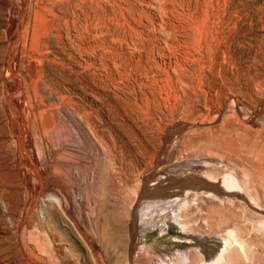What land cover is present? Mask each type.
Masks as SVG:
<instances>
[{"label":"rangeland","instance_id":"1","mask_svg":"<svg viewBox=\"0 0 264 264\" xmlns=\"http://www.w3.org/2000/svg\"><path fill=\"white\" fill-rule=\"evenodd\" d=\"M67 1L0 0V264H203L180 253L211 258L228 228L249 244L229 264H264V0ZM185 162L246 194L199 189L182 217L183 196L133 221L131 198L178 192L167 173Z\"/></svg>","mask_w":264,"mask_h":264},{"label":"bare ground","instance_id":"2","mask_svg":"<svg viewBox=\"0 0 264 264\" xmlns=\"http://www.w3.org/2000/svg\"><path fill=\"white\" fill-rule=\"evenodd\" d=\"M25 1V0H24ZM58 1V0H57ZM64 1H67V0H64ZM76 2V0H73V2ZM80 1V0H79ZM97 1H99V0H97ZM122 1H124V0H122ZM126 1V0H125ZM130 1V0H129ZM137 1V0H136ZM144 1H146V0H144ZM144 1H143V3H144ZM167 1V0H166ZM165 0H160V2L161 3H163V2H166ZM169 1V0H168ZM168 1H167V3H168ZM173 1V0H172ZM175 1V0H174ZM183 1V0H182ZM36 2H37V0H36ZM61 2H63V1H61ZM68 2V1H67ZM78 2V1H77ZM77 2L74 4L73 3V5L75 6L76 4H77ZM91 2V1H90ZM100 2V1H99ZM101 2H103V1H101ZM104 2H105V0H104ZM103 2V3H104ZM115 2H117V1H115ZM128 2V1H127ZM138 2H140L139 0H138ZM149 2H151V0L149 1ZM153 2V1H152ZM155 2H157V0H155ZM160 2H157V3H159V5H161L160 4ZM170 2H171V0H170ZM170 2L168 3L169 5H170ZM176 2V1H175ZM187 2V0L185 1V3ZM211 2V1H210ZM17 3V2H16ZM25 3V2H24ZM32 3V2H31ZM66 3V2H65ZM81 3V2H80ZM79 3V5H81ZM98 3V2H97ZM96 3V5L98 6V4L99 5H103V3L102 4H100V3H98L97 4ZM118 4L120 3V0H119V2H117ZM116 3V4H117ZM126 3V2H125ZM124 3V4H125ZM141 3H142V1H141ZM142 3V4H143ZM146 3H148V2H146ZM172 3V2H171ZM183 4H184V2H182ZM38 5H39V1H38V3H37ZM36 4V5H37ZM40 4H41V2H40ZM51 4V3H50ZM56 4V3H55ZM62 4H64V3H62ZM68 4H69V2H68ZM84 4H87L88 5V3H83L82 5L84 6ZM105 5H106V2L104 3ZM120 4H122V3H120ZM128 4H130V2H128ZM133 4V3H132ZM132 4H131V6H132ZM140 4V3H139ZM145 4V3H144ZM149 4V3H148ZM154 4V3H153ZM53 5H54V3H53ZM66 5V4H65ZM71 5V4H70ZM70 5H68L69 7H67L68 9L69 8H72V7H70ZM78 5V6H79ZM81 5V6H82ZM86 5V6H87ZM123 5V4H122ZM147 5V4H146ZM155 5V4H154ZM154 5H152L153 7H154ZM164 5V4H163ZM168 5V6H169ZM174 5H175V3H174ZM177 5V4H176ZM187 5V4H186ZM192 5V4H191ZM210 5V4H209ZM212 5V4H211ZM32 6H33V4H32ZM50 7H52L51 5H49ZM77 5L75 6V7H78ZM82 6V7H83ZM91 7L93 6V4L92 5H90ZM135 7L137 6V5H134ZM149 6H151V4H149ZM156 7H158L157 5H155ZM182 6V5H181ZM188 6V5H187ZM196 6V5H195ZM199 6V5H198ZM26 7V6H25ZM30 7V6H29ZM47 7V6H46ZM53 7H55V6H53ZM53 7H52V9H53ZM58 7H59V5H58ZM63 7H66V6H63ZM88 7V6H87ZM94 8L96 7V6H93ZM103 7H104V5H103ZM125 7V9H126V6L124 5L123 7H122V10H123V8ZM134 7V8H135ZM155 7V8H156ZM160 7H163V6H160ZM160 7H159V9H160ZM166 6L164 5V9H166L167 10V8H165ZM177 7V6H176ZM197 7V6H196ZM39 8H41V7H39ZM61 8V11H64L63 9H62V7H60ZM60 8H59V10H60ZM74 8V7H73ZM89 8V7H88ZM98 8V7H97ZM107 8H108V6H107ZM137 8V7H136ZM163 8H161V12L162 13H166V14H170V12L167 10V12H166V10H164V11H162L163 10ZM170 8H172L173 9V7H170ZM189 8V7H188ZM199 8V7H198ZM43 9V8H42ZM56 9H58L57 7H56ZM78 9V8H77ZM91 9H93V8H91ZM91 9H90V11H91ZM96 9V8H95ZM102 9V10H101ZM110 9V8H109ZM131 9H132V7H131ZM130 8L128 9L127 8V11H131L132 12V10H131ZM169 9V8H168ZM172 9H169V10H171L172 11ZM174 9H175V7H174ZM178 9V8H177ZM177 9H175L176 11H177ZM182 9H184V8H182ZM204 9V8H203ZM46 10H48V9H46ZM54 10V9H53ZM69 10H71V9H69ZM80 10L81 9H79L78 11L80 12ZM89 10V9H88ZM100 10L103 12V8H101L100 7ZM138 10V9H137ZM156 10H157V8H156ZM186 10V9H185ZM189 10V9H188ZM194 10V9H193ZM208 10H210V9H208ZM39 12H41L40 10H38ZM51 11V10H50ZM49 11V12H50ZM61 11H58V12H61ZM66 11V10H65ZM82 11V10H81ZM89 11V12H90ZM95 10L93 9V11L92 12H94ZM100 11V12H101ZM104 11H106V10H104ZM108 11V10H107ZM106 11V12H107ZM126 11V12H127ZM136 12V10L134 9L133 10V12ZM142 11V10H141ZM147 11V10H146ZM146 11H145V13H146ZM192 11V10H191ZM202 11V10H201ZM37 12V11H36ZM36 12H35V14H36ZM47 12V11H46ZM79 12H78V14H79ZM86 12H88V11H86ZM86 12H83V13H86ZM89 12H88V16L89 15H92V14H89ZM98 12V11H97ZM102 12L100 13V15L102 14ZM126 12L124 13V14H126ZM133 12H132V14H133ZM138 12V11H137ZM144 12V11H143ZM154 12H156V11H154ZM172 12H174L175 13V11H172ZM171 12V13H172ZM180 12H182V11H180ZM24 13V12H23ZM73 13V12H72ZM95 13V12H94ZM148 13V12H147ZM161 13V14H162ZM178 13V12H177ZM183 13V12H182ZM194 13V12H193ZM199 13V12H198ZM39 14H41V13H38V14H36V16L38 15L39 16ZM42 14H44V13H42ZM50 14V13H49ZM52 14V13H51ZM54 14V16L56 17V16H58V15H55V13H53ZM52 14V15H53ZM77 14V15H78ZM96 14V16H98L99 14H97V13H95ZM95 14H94V20L95 19H97L98 17H95ZM105 14V13H104ZM107 14H109L108 12H107ZM123 14V15H124ZM128 14V13H127ZM135 14V13H134ZM139 14V13H138ZM168 14V15H169ZM190 14V13H189ZM197 14V13H196ZM202 14V13H201ZM48 15V14H47ZM47 15H46V17H47ZM68 14H66V15H64V17H62V18H65L66 16H67ZM76 15V16H77ZM103 15V14H102ZM141 15V14H140ZM144 15H146V14H144ZM148 15V14H147ZM164 15V14H163ZM175 15H177V14H175ZM188 15V14H187ZM37 16V17H38ZM41 16H44V15H41ZM61 16H63L62 15V12H61ZM74 16H75V14H74ZM74 16H73V18H74ZM111 16V15H110ZM113 16V15H112ZM137 15H133V19L134 20H139V19H135L134 17H136ZM170 16V15H169ZM178 16V15H177ZM184 16H185V14H184ZM207 16V15H206ZM45 17V16H44ZM43 17V18H44ZM68 17V16H67ZM66 17V18H67ZM84 17L85 18H87V16H85V14H84ZM124 17V16H123ZM128 17H130V15L128 16ZM148 17V16H147ZM186 17V16H185ZM189 17V16H188ZM191 17H192V15H191ZM194 17V16H193ZM201 17V16H200ZM41 18V17H40ZM51 18V17H50ZM62 18H61V21H62ZM70 18V17H69ZM75 18H77V17H75ZM89 19H90V17H88ZM91 18H92V16H91ZM100 18H102V17H100ZM100 18H98L99 20H101ZM167 18V17H166ZM208 18V17H207ZM210 18V17H209ZM46 19V18H45ZM80 18L78 17V19L77 20H79ZM104 19H106V22H107V19H109V18H107V17H104ZM196 19V18H195ZM198 19H199V17H198ZM47 20V19H46ZM60 20V19H59ZM65 20H68V19H65ZM76 20V21H77ZM80 20H83V19H80ZM84 20H86V22H87V19H84ZM93 20V21H94ZM103 20V19H102ZM101 20V21H102ZM121 20V19H120ZM125 20H128V18L127 19H125ZM130 20V19H129ZM163 20V19H162ZM174 20V19H173ZM172 20V21H173ZM183 20H184V18H183ZM206 20H208V19H206ZM60 21V22H61ZM74 21V20H73ZM76 21H75V24H76ZM97 20H95V22H96ZM131 21V20H130ZM129 21V22H130ZM140 21V20H139ZM164 21V20H163ZM171 21V22H172ZM66 22V21H65ZM78 23H79V21H77ZM82 22H84V21H82ZM95 22H92V23H95ZM98 22V21H97ZM96 22V23H97ZM100 22V21H99ZM104 23H105V21H103ZM116 22H118V21H116ZM127 22V21H126ZM175 22V21H174ZM202 22V21H201ZM54 23V22H53ZM69 23H71V22H68L67 23V26H68V24ZM78 23H77V25H78ZM92 23H90V24H92ZM100 23H102V22H100ZM99 23V24H100ZM131 23H132V21H131ZM161 23H162V21H161ZM169 23V22H168ZM167 23V24H168ZM65 24V23H64ZM80 24V23H79ZM87 24V26L85 25V29H87L86 27H88V24L89 23H86ZM89 24V26H91ZM129 24V23H128ZM178 24V23H177ZM56 25H58V26H61V25H63V24H56ZM66 25V24H65ZM64 25V26H65ZM83 25V24H82ZM81 25V26H82ZM96 25L97 24H95V27H96ZM102 25V24H101ZM98 26L97 25V27L96 28H102V26ZM132 25V24H131ZM165 25H166V21H165ZM171 25V24H170ZM175 26H176V24H174ZM173 25V26H174ZM182 25V24H181ZM64 26L62 27V28H64ZM93 27H94V25H92ZM91 26V27H92ZM104 26H105V24H104ZM109 26V25H108ZM107 25H106V27H105V29L108 27ZM119 26V25H118ZM71 28H72V26H70ZM74 27V26H73ZM77 27V26H76ZM76 27H74L75 28V30H76ZM78 27H79V25H78ZM83 28H84V25L82 26ZM92 27V28H93ZM129 27L131 28V26L129 25ZM136 27V26H135ZM155 27V26H154ZM166 27V26H165ZM181 27V26H180ZM73 28V29H74ZM99 28H98V30H99ZM182 28V27H181ZM55 29V28H54ZM82 29V28H81ZM95 29V28H94ZM103 29H104V27H103ZM105 29H104V31H105ZM132 29H134L135 30V28H134V26L132 25V28H131V30ZM137 29V28H136ZM141 29V28H140ZM56 30H57V28H56ZM59 30V29H58ZM57 30V32H60V30L58 31ZM62 30V29H61ZM67 30V29H66ZM69 30V29H68ZM71 30V29H70ZM97 30V31H98ZM101 30V33H102V29H100ZM99 30V31H100ZM108 30H112V29H110L109 27H108ZM107 30V31H108ZM147 30V29H146ZM160 30V29H159ZM166 30V29H165ZM65 31V30H64ZM86 32L88 31V30H85ZM92 31H94L93 29H92ZM91 31V32H92ZM133 31V30H132ZM137 31H138V29H137ZM137 31H135V33H137ZM77 32V31H76ZM80 32H81V30H80ZM80 32H79V34H80ZM116 32V31H115ZM119 32V31H118ZM140 32V30L138 31V33ZM142 32V31H141ZM173 32H174V30H173ZM61 33V32H60ZM60 33H58L59 35H61ZM68 33V32H67ZM66 33V34H67ZM78 33V32H77ZM84 30H83V35H84ZM94 33H95V31H94ZM94 33H92V34H94ZM97 33V32H96ZM104 33V32H103ZM102 33V34H103ZM106 33V32H105ZM104 33V34H105ZM121 33V32H120ZM169 33H170V31H169ZM69 34H70V32H69ZM69 34H67L68 35V37H70L69 36ZM71 34H72V31H71ZM88 34L89 35H91L90 34V32H88ZM102 34H101V36H102ZM107 34V33H106ZM119 34V33H118ZM57 35V34H56ZM58 35V36H59ZM63 35V34H62ZM73 35V34H72ZM82 35V33L80 34V36ZM82 35V36H83ZM100 35V33L99 34H97V36H99ZM122 35V34H121ZM136 35V34H135ZM139 35V34H138ZM168 35V34H167ZM52 36V35H51ZM76 36V35H75ZM80 36H76V37H79L78 39H79V41L81 40V39H83V38H80ZM94 36V35H93ZM105 36V35H104ZM141 36V35H140ZM165 36V35H164ZM169 36V35H168ZM61 37V36H60ZM67 37V36H66ZM84 37V36H83ZM87 36L85 35V38H86ZM95 37V36H94ZM103 37V36H102ZM90 38V37H89ZM70 39V38H69ZM71 39H72V36H71ZM76 39V38H75ZM88 38H86V40H87ZM101 39V38H100ZM104 39H107L106 38V36L103 38V40ZM167 39V38H166ZM84 40V39H83ZM81 41V42H84V41ZM73 41V40H72ZM107 41V40H106ZM165 41V40H164ZM173 41V40H172ZM78 42V41H77ZM80 42V43H81ZM86 42V41H85ZM101 42V41H100ZM90 43V42H89ZM98 43V42H97ZM102 43V42H101ZM77 44H79V43H77ZM83 44V43H82ZM80 45L81 47L83 46H85L86 47V45ZM86 44V43H85ZM87 44H88V42H87ZM99 44V43H98ZM103 44H106V43H104L103 42ZM94 45V44H93ZM97 45V44H96ZM102 46V45H101ZM105 46V45H104ZM107 47V46H106ZM103 48V47H102ZM79 49V48H78ZM87 49V48H86ZM123 60V59H122ZM146 69V68H145ZM18 75V74H17ZM34 79V78H33ZM22 80V79H21ZM27 81V80H26ZM7 83V82H6ZM22 83H23V81H22ZM10 84V83H9ZM12 84V83H11ZM26 84H28V83H26ZM35 84V83H34ZM55 84V83H54ZM4 85V84H3ZM6 85H8V84H6ZM18 85V84H17ZM39 85H40V83H39ZM0 86H2V85H0ZM5 86V85H4ZM23 86V85H22ZM22 86L20 87V90L22 89ZM28 86V85H27ZM31 86H32V84H31ZM6 87H8V86H6ZM12 87H14V85L12 86ZM11 87V88H12ZM17 87V86H16ZM18 87H19V85H18ZM2 88V87H1ZM15 88V87H14ZM38 88H39V86H38ZM4 89H6V88H4ZM16 89V88H15ZM34 89V88H33ZM40 89V88H39ZM8 90V89H7ZM18 90V89H17ZM24 90V89H23ZM5 91V90H4ZM3 91V92H4ZM14 91V90H13ZM22 91V90H21ZM15 92V91H14ZM22 92H24V91H22ZM28 92V91H27ZM39 92V91H38ZM17 93V92H16ZM25 93V92H24ZM28 93H30V91L28 92ZM32 93V92H31ZM14 94V93H13ZM22 94V93H21ZM25 95V94H24ZM40 95V97H42L41 96V94H39ZM21 96H23V95H21ZM29 97V96H28ZM31 97V96H30ZM7 98V97H6ZM22 98V97H21ZM23 99H24V96H23ZM31 99V98H30ZM13 100V99H12ZM18 100H20V99H18ZM25 100V99H24ZM27 100V99H26ZM29 100V99H28ZM39 100H41V99H39ZM11 101V100H10ZM35 101V100H34ZM37 101H38V99H37ZM24 103H25V101H24ZM39 103H41V102H39ZM21 104H22V102H21ZM27 104V103H26ZM25 106H27V105H25ZM25 106H24V108H25ZM38 106H39V104H38ZM41 106V105H40ZM20 108V107H19ZM27 108V107H26ZM17 109H18V107H17ZM28 109H30V108H28ZM24 110V109H23ZM27 110V109H26ZM25 110V111H26ZM18 111V110H17ZM25 111H23V113L25 112ZM28 111V110H27ZM26 111V112H27ZM16 113V112H15ZM22 113V114H23ZM37 113V112H36ZM24 115V114H23ZM25 116V115H24ZM23 116V117H24ZM14 118V117H13ZM25 118V117H24ZM25 120V119H24ZM26 121V120H25ZM10 122V121H9ZM30 122V121H29ZM39 122V121H38ZM14 123V122H13ZM24 123V122H23ZM22 123V124H23ZM27 123V122H26ZM26 123H25V125H26ZM34 123V122H33ZM15 124V123H14ZM20 124V123H19ZM22 124H21V126H22ZM38 124V123H37ZM36 124V125H37ZM6 125H8V124H6ZM30 125V124H29ZM27 126V125H26ZM16 127V126H15ZM24 126H22V128H23ZM37 127H39L38 125H37ZM22 128H21V130H22ZM27 128H28V126H27ZM17 129H18V127H17ZM36 130H37V128H36ZM35 130V131H36ZM39 130V129H38ZM37 130V131H38ZM31 131V130H30ZM36 131V132H37ZM21 132V131H20ZM26 131L24 130V132L23 133H25ZM27 132H28V134L30 133L29 132V130H27ZM17 133H18V131H17ZM38 133H39V131H38ZM42 133V132H41ZM19 135V134H18ZM27 135V134H26ZM37 135V134H36ZM41 135V134H40ZM18 137V136H17ZM27 137H28V135H27ZM27 137H26V142H27ZM29 137H30V135H29ZM28 137V138H29ZM37 137V136H36ZM35 137V138H36ZM21 138H22V136H21ZM25 138V137H24ZM35 140V139H34ZM28 141H30V139H28ZM37 141V140H36ZM40 141V140H39ZM31 142V141H30ZM33 142H35V141H33ZM33 142H32V145H33ZM41 143H42V141H41ZM31 145V143H30V146H32ZM35 145V144H34ZM37 146H39V145H37ZM32 148V147H31ZM35 149V148H34ZM42 149V148H41ZM29 151V150H28ZM30 152V151H29ZM35 152H36V150H35ZM24 154H25V152H24ZM30 155H31V153H30ZM36 155V154H35ZM34 155V156H35ZM37 156V155H36ZM35 156V157H36ZM201 155H197V156H195V158L196 157H200ZM30 157V156H29ZM193 157V156H192ZM194 158V157H193ZM31 159V158H30ZM181 159H179L178 161L179 162H181L180 161ZM29 161V160H28ZM208 161V160H207ZM5 162V161H4ZM35 162V161H34ZM122 163V162H121ZM183 163V162H182ZM187 163H189V164H186V162L183 164V166H184V168L183 167H181V168H177V167H179V165H181V163L179 164H176V165H174V167H172L171 169H170V173L168 172L167 173V175H168V177H167V180L169 181L168 183H170V184H173V187H174V185L176 184V183H179L180 184V189H179V191L178 192H176V193H174L173 195L172 194H167V195H162V192H156L155 193V195L156 196H160L161 198L160 199H158V204L156 203V204H154L155 202L154 201H150V202H146V204H145V206L142 208V209H138L137 210V208L138 207H136V195H139L140 194V192H141V189H142V185H143V183H142V185H140V186H138V188L136 189L138 192H136V197L133 199V198H131V201H130V206H129V214H130V216H131V218H132V220L133 221H138V220H142V221H144V220H146V217H147V220H148V217L149 218H151V213H153L154 211H155V209L156 208H163V210L166 212V209H168V208H166L165 206H167L168 204H174V205H176V204H179L180 202H181V198H182V196L183 197H186V199H187V203H186V205L182 208V210H181V213L179 214V213H177V209L181 206V204H179L178 205V207H176V208H172L173 209V212L175 213V215H176V218H178L179 216L180 217H182L183 215L182 214H184L183 212H185L186 210H187V208H189V196L188 195H196L197 194V190H199V189H201V190H203V189H208L209 190V192L208 193H210L211 195L213 194V195H215L214 194V192H216V190H215V187H217V188H219V189H221V190H223V191H225L226 193H229V194H232V195H235V194H237V195H240V194H246L244 191H243V188L240 186V183H239V181L237 180V178L235 177V176H233V175H227V176H224V180H222V182L220 183H218V182H216V181H214L212 178H211V176H210V172H203L202 170H203V167H201V168H194V167H190L191 165H190V163L191 162H187ZM201 163V162H200ZM3 164V163H2ZM29 164V163H28ZM192 164V163H191ZM6 165V164H5ZM4 165V166H5ZM173 165V164H172ZM197 165V164H196ZM1 166V165H0ZM3 166V167H4ZM39 166V165H38ZM37 166V167H38ZM125 166V165H124ZM182 166V165H181ZM206 166V165H205ZM209 166H211V165H209ZM3 167H0V168H3ZM196 167V166H195ZM207 167H208V165H207ZM41 168V167H40ZM5 169V168H4ZM34 169V168H33ZM178 169H181L180 171L178 170ZM183 169H185V170H188L187 172L186 171H184ZM189 169H191L190 171H189ZM0 171H1V169H0ZM43 171V170H42ZM41 171V172H42ZM178 171H179V173H178ZM40 172V171H39ZM184 172H186L185 173V175H183V176H180V174L181 173H184ZM43 173V172H42ZM1 174H2V172H1ZM0 174V175H1ZM160 175L162 174V173H159ZM182 175V174H181ZM164 176H166L165 174H164ZM37 177H38V173H37ZM41 177V176H40ZM199 178H204L205 179V182H202V181H200V180H198ZM41 179H43L42 177H41ZM41 179H39V181H41ZM143 179H141V181H142ZM158 180V179H157ZM164 180H166V177H165V179H164V177H163V174H162V176H159V180H158V184H159V186L160 187H163L164 188V185H165V181ZM140 181V180H139ZM140 181V182H141ZM139 182V183H140ZM150 182V181H149ZM40 184V183H39ZM147 185V184H146ZM158 186V187H159ZM177 187H179V185L177 184L176 185ZM175 186V187H176ZM136 187H137V185H136ZM169 187V186H168ZM164 191V190H163ZM155 192V191H154ZM190 193V194H189ZM153 194V193H152ZM217 194V193H216ZM168 195H169V197H170V199L168 198ZM199 195V194H198ZM236 195V196H237ZM132 196V195H131ZM172 196H175V197H173L172 198ZM242 196V195H241ZM61 200V199H60ZM170 202H172V203H170ZM191 202V201H190ZM59 203V202H58ZM128 204V203H127ZM62 205V204H61ZM144 205V204H143ZM177 206V205H176ZM16 207V206H15ZM171 207V206H170ZM259 208V207H258ZM95 212V211H94ZM163 212V211H162ZM29 213V212H28ZM159 213V212H158ZM91 214V213H90ZM166 214V213H165ZM182 215V216H181ZM225 215V214H224ZM129 216V215H128ZM157 217V216H156ZM117 218V217H116ZM106 220V219H105ZM182 220V219H181ZM130 221V220H129ZM150 222L152 221V220H149ZM112 222V221H111ZM146 222V221H145ZM108 223H110V222H108ZM182 223V222H181ZM144 224H148L147 222L146 223H144ZM150 224H152V222L150 223ZM154 224V223H153ZM152 224V225H153ZM191 224V223H190ZM193 224V223H192ZM182 225H183V227H185L186 225H184V223H182ZM189 225V224H188ZM143 226V225H142ZM149 225H147V227H148ZM154 226V225H153ZM190 227V226H189ZM117 228V227H116ZM136 228H137V224H136ZM140 228H141V226H140ZM142 228H144V226L142 227ZM146 228V227H145ZM187 228V227H186ZM185 228V229H186ZM37 229V231H38V228H36ZM138 229V228H137ZM235 229L233 228V229H231V228H228L225 232H223V233H219V232H217L218 233V236H220V238L223 240V243H221V242H218V240H220L219 238H217V240H216V242H217V244H218V246H219V248H218V250L216 251V253L211 257V258H208V257H205V256H203V255H201L202 253H199V252H196V251H193V252H189V250H188V253L187 252H181L180 254H182L181 255V258L179 259V260H181L182 262H184V263H186V258H187V256L192 260V253L195 255V257H198L197 259H200L201 260V262L203 263V264H229L231 261H233V256H234V254L236 255L237 253H236V250H238V249H242V251H244L245 250V253L246 254H248V252H247V249L249 250V248H248V245L249 244H246L245 242H243L242 240H241V242L239 241V239L238 238H236V237H234L235 235V233L234 232H236V231H234ZM136 232V231H135ZM215 232V231H214ZM213 232V233H214ZM215 232V233H216ZM237 234V233H236ZM42 235V234H41ZM41 235H39V238L38 239H40V238H42V237H40ZM46 235V234H45ZM37 236V235H36ZM107 236V235H106ZM238 237H239V235H238ZM32 238H34V237H32ZM202 239L200 240V242L201 243H203L204 244V242H206V241H208V239H204L203 237H201ZM240 238V237H239ZM34 239H36V238H34ZM38 239H36V241L38 240ZM43 239V238H42ZM41 239V240H42ZM32 241H33V239H32ZM35 241V244H37L38 242L40 243V241H37L36 242ZM221 241V240H220ZM29 243H33V242H29ZM38 243V244H39ZM45 243V246L47 247V243L46 242H44ZM42 246H43V241H42ZM25 245V244H24ZM24 245H22V246H24ZM33 245V244H32ZM49 245V244H48ZM54 245V244H53ZM35 246V245H34ZM38 246V245H37ZM238 246V247H237ZM25 247H26V245H25ZM25 247L23 248V249H25ZM33 247V246H32ZM31 248V247H30ZM38 248V247H37ZM48 248H49V246H48ZM59 248V247H58ZM33 249V248H32ZM50 249V248H49ZM56 249V248H55ZM240 249V250H241ZM36 250V249H35ZM43 250V249H42ZM51 250V249H50ZM49 250V251H50ZM201 250V249H200ZM33 251H34V249H33ZM31 249H30V253L33 255V256H35L36 254L33 252ZM41 251V250H40ZM46 251V250H45ZM202 251V250H201ZM239 251V250H238ZM23 252V251H22ZM26 252V251H25ZM37 252V251H36ZM44 251H42V253H43ZM250 252V251H249ZM41 253V252H40ZM39 253V254H40ZM240 253V252H239ZM244 253V252H243ZM244 253V254H245ZM260 253V252H259ZM30 254V255H31ZM48 255V257L50 256L49 255V253H45V255ZM55 254H56V251H55ZM28 255V254H27ZM29 255V256H30ZM37 255H38V253H37ZM46 255V256H47ZM52 255V254H51ZM58 255V254H57ZM29 256H27V257H29ZM41 256V255H40ZM241 256V255H240ZM52 257V256H51ZM24 258V257H23ZM31 258V257H30ZM29 258V259H30ZM37 258H39V257H37ZM42 258V257H41ZM47 258V257H46ZM136 258V257H135ZM163 259H165V258H163ZM177 259V258H176ZM194 259V258H193ZM208 260V263H206V261L205 260ZM27 260V259H26ZM25 260V261H26ZM37 260V259H36ZM41 260V259H40ZM39 260V261H40ZM137 260H138V258H137ZM137 260H135V261H137ZM168 260V259H167ZM173 260H175V259H173ZM24 261V260H23ZM28 261V260H27ZM26 261V262H27ZM34 261H35V258H34ZM139 261V260H138ZM137 261V262H138ZM204 261H205V263H204ZM31 262H33L32 260H31ZM30 262V263H31ZM50 262V261H49ZM23 262H21V264H22ZM194 263V260H192L191 261V263H189V264H193ZM23 264H26V263H23ZM29 264V263H28ZM38 264V263H37ZM39 264H42V263H39ZM52 264H54V263H52ZM187 264V263H186Z\"/></svg>","mask_w":264,"mask_h":264},{"label":"water","instance_id":"3","mask_svg":"<svg viewBox=\"0 0 264 264\" xmlns=\"http://www.w3.org/2000/svg\"><path fill=\"white\" fill-rule=\"evenodd\" d=\"M198 180H200V181H202V182H205V179L204 178H199ZM215 190H216V192L219 194V195H226V192L225 191H223V190H221V189H219V188H217V187H215ZM239 196H241V195H239ZM262 213L264 214V211H262ZM197 238H199V237H197ZM202 239V238H201ZM207 242H209V240L207 241ZM219 242V241H218Z\"/></svg>","mask_w":264,"mask_h":264}]
</instances>
